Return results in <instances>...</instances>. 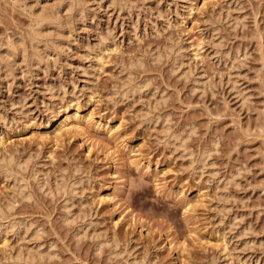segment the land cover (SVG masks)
I'll use <instances>...</instances> for the list:
<instances>
[{"label":"rangeland","instance_id":"obj_1","mask_svg":"<svg viewBox=\"0 0 264 264\" xmlns=\"http://www.w3.org/2000/svg\"><path fill=\"white\" fill-rule=\"evenodd\" d=\"M73 1L0 0V264H264V0Z\"/></svg>","mask_w":264,"mask_h":264},{"label":"bare ground","instance_id":"obj_2","mask_svg":"<svg viewBox=\"0 0 264 264\" xmlns=\"http://www.w3.org/2000/svg\"><path fill=\"white\" fill-rule=\"evenodd\" d=\"M86 2V1H85ZM75 5V2L73 1V0H69V2L65 5L66 6V8L67 9H73L72 7ZM82 7V6H81ZM61 8H62V6H56V7H52V9L50 10V12L48 13H46V11H45V8H41L42 9V11L40 12V13H38V15H36V21L38 22V30L40 31V32H38V33H36V34H38V35H41L43 32H44V30L45 29H51V28H60V27H62L61 26V18H60V10H61ZM65 9V8H64ZM66 9V10H67ZM75 9V8H74ZM79 9H81L80 8V6H79ZM77 10H78V8H77ZM36 14V13H35ZM77 18V17H76ZM61 23V24H60ZM67 23V22H66ZM71 22H69V24H70ZM64 24V23H63ZM49 26H51V27H49ZM63 29V28H62ZM71 29V28H70ZM37 31V30H36ZM50 31V30H49ZM45 33V32H44ZM38 35H36V36H38ZM35 36V35H34ZM63 36H65V35H63ZM19 43V42H18ZM59 43V42H58ZM12 47H10V48H8L6 51H7V53H8V55H12V54H14L15 53V51H16V46L15 47H13L14 45H11ZM24 50V49H23ZM23 50H22V54H23ZM24 53H25V51H24ZM16 54V53H15ZM14 54V55H15ZM23 56H25V54L23 55ZM22 56V57H23ZM35 58V57H34ZM38 59V58H37ZM34 60V59H33ZM38 61H40V60H38ZM80 126V125H79ZM75 127L77 128L78 126L76 125V122H74V120H71V118L70 117H68L67 119H65V121L64 122H62V124L59 126V130H58V132H60L61 133V131L62 130H64V131H69V130H71V129H75ZM79 128V127H78ZM63 132V131H62ZM9 167V166H8ZM5 168V167H4ZM159 192H160V189H159ZM188 207H189V205L187 204V207H186V209L188 210ZM135 264V263H134Z\"/></svg>","mask_w":264,"mask_h":264}]
</instances>
